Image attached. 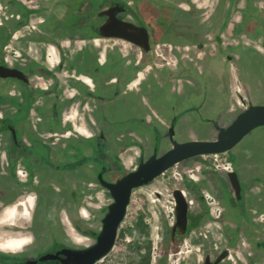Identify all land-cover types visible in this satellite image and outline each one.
<instances>
[{
	"label": "rangeland",
	"instance_id": "obj_1",
	"mask_svg": "<svg viewBox=\"0 0 264 264\" xmlns=\"http://www.w3.org/2000/svg\"><path fill=\"white\" fill-rule=\"evenodd\" d=\"M195 1L204 6L205 12L200 13L204 14L205 18L213 11L216 13L221 3V0ZM41 2L42 0L40 4ZM33 3L37 4L36 1ZM4 11L0 7L1 20H3ZM46 11L41 9L37 16L32 17V21L19 26L15 38L10 37L6 40L9 54H17L19 55L17 58L21 59H32L39 58V54H45L49 44L58 45L61 51H67L70 48L66 45V39L69 37L61 36L59 31L53 32L50 24L39 23L48 15ZM62 11L59 12V7L54 9L56 14ZM254 11L252 6L242 9L243 20L239 27L235 28L236 34L243 33L247 38L252 39V31L248 30L246 23L255 14ZM2 30L3 28L0 27V35ZM223 33L224 31L217 45L218 48L223 49L224 57L205 53L204 60L185 58L184 61L178 63L175 55L157 46L160 40H154V37L151 43L156 52L153 51L150 55L144 54L141 59L139 52L130 44L119 39H103L102 42H106L109 50L108 59L105 63L102 62L101 66L104 69L101 71L102 77L98 76L100 82L96 78L92 80L95 85V94L101 97L88 99L80 95L84 89L89 90L90 85L89 82L83 83L85 81L82 76L90 77L86 74L85 66L78 67L75 78H68L69 86L79 92L74 98H70L69 102L74 103L82 99L84 103L81 108L95 121L96 132L93 137L87 138L89 148L84 160L88 162L85 165L89 166L90 161H96L95 165L98 167L102 162L107 166V179L114 181L115 178L134 170L140 158H148L154 150L157 155H161L172 146L166 128L173 118L175 119L173 123L174 140L178 142L211 140L217 135L215 124L225 127L236 115L237 112L229 114L228 108L235 103L236 98L243 96L249 104H264V41L259 42V46L263 48L262 51H259L253 42L244 43L241 40L224 47ZM208 48L210 52L213 51L212 45ZM16 50H18L17 53ZM92 50L97 53L96 49ZM180 50L188 53L187 50ZM19 53H26L27 57L24 54L20 56ZM124 53L127 54L124 56ZM93 55L88 54L87 62L93 63L95 59ZM148 64L151 68L142 71L143 78L139 84L135 87L134 85L127 86V82L135 75L137 68L143 69ZM48 83L49 79L46 80V84ZM236 84L243 92H236ZM224 85L227 88L224 90L225 97L222 95ZM13 90L11 85H3L0 90V105L13 100ZM244 105L240 104L237 111H241ZM158 117L162 120L157 119ZM5 131L4 128H0V154L6 146ZM71 137L73 136L66 137L64 134H58L53 138L42 139V143H40L41 139L38 140L32 136L17 137L28 144L23 153L25 158L28 157L30 164L38 166L45 163L54 166L55 170L40 171L42 173L41 183L48 177L54 180L52 183H44L38 187L41 196L45 198L41 200L40 197L41 205L38 206L39 215L37 217L40 227L45 228L40 229V233L34 239L33 247L25 245L32 242L30 236H24L22 241L20 240L25 245L23 249H20L21 246L3 247L2 251L8 253V261L12 256L16 258L35 257L50 249L54 243L69 242L67 232H72L79 238L80 242L77 245H88L100 230V218L106 213L112 198L105 188L96 182H91V170L94 166L87 168L88 179L72 178L70 180L69 177L74 171L71 170L73 172L66 174L64 171L67 172V170L64 168H67V163L60 160L63 156L60 158L59 153H54L55 150H60L65 141L66 143L70 141ZM69 144L73 143L69 142ZM91 147L96 150L93 151ZM256 160L258 164H264V127L248 133L232 150L218 153L216 156L198 155L189 158L175 164L173 168L148 184L135 188L126 216L119 227V237L114 249L96 264H149V261L150 264H155L162 247V235L166 227V221L163 219H170V216L166 215V203H168L172 189L186 183L189 187L188 175H198L199 186L205 190V193H208L209 183L217 186L224 185L226 180L223 173L224 167L231 165L233 168L235 163L242 175L258 174L264 178V165L258 169L252 166ZM216 191L219 194L220 188ZM245 193L249 192L245 191ZM261 198L264 204V196ZM161 218L162 223L159 220ZM49 221L54 222L50 228ZM74 225L79 226L85 236L77 234L73 229ZM134 229H140L136 231L142 243L132 240L131 230ZM142 236L146 238L142 240ZM148 236L152 237L153 244L145 245L143 242H151ZM0 240L3 244L8 243L1 233ZM177 249L179 248H173L168 252H175ZM186 249L190 250L192 247L187 246L183 250ZM11 250L18 251H15V254ZM142 250L150 252L149 261H146L145 258L148 256L144 255ZM186 254L189 255L190 252L187 251Z\"/></svg>",
	"mask_w": 264,
	"mask_h": 264
},
{
	"label": "flooded vegetation",
	"instance_id": "obj_2",
	"mask_svg": "<svg viewBox=\"0 0 264 264\" xmlns=\"http://www.w3.org/2000/svg\"><path fill=\"white\" fill-rule=\"evenodd\" d=\"M34 1H36V5H34ZM220 2L219 10H217L216 13L213 11L210 13L211 15L208 14L207 18H205V15L202 14L205 12L204 6H202V8L198 7L194 0H42L41 4L40 0H0V7L5 10L3 13V20L0 19V27L4 30H2L0 35V64L9 68H17L21 70L27 78V82H24L14 77H0V90L3 88L4 84L11 85L14 89L12 91V94L14 95V98H12L13 100L4 104L1 103L0 105L4 107L3 109H1L2 107L0 108V128L6 130V146L2 152V156L6 157V160L4 158V160L0 161V208L10 205L13 202L18 203L15 200H22L24 202L25 213L27 214L26 219L17 224L8 223L0 225V233L4 240L8 241V243L2 245L4 248H9V246L17 248L21 246L20 249H23L25 245L27 247L34 246V239L40 233V229L42 230L45 228L44 226L40 227L39 218L37 217L39 215L38 206L41 205V200L45 198L44 196H41L42 194L38 187L41 184L52 183L54 181L51 177H48L44 182H40V176L42 175L40 171L45 169L55 170L54 166L51 164V166H49L41 162L40 165L35 166L34 164H30V161L27 159L28 157L25 158L23 152L26 147H28V144L25 141H20L17 137H26L29 136V134L24 132V129L20 127V124L19 127H17V122L25 116L28 117L30 113L26 108L25 110L21 107L19 103L20 98L24 96V98L36 100L37 93L35 92V94H31L29 90L30 86L34 85V81H36L38 76H42L46 80L49 79L46 89L39 93L43 97L47 95L49 96L50 112L53 116H57L59 114L57 106L61 99L64 98L62 92H60L58 88L60 85V78L57 75V72H60L63 69L69 72L73 68V64L70 63L64 55L65 51H61L58 45H55V47L59 51L60 59L52 69H48L41 63V61L44 62L46 59L45 54H39V58H17L19 55L9 54L8 43H6V40H9L10 37L15 38L19 26H24V24L32 21V17L35 15L37 16V14L41 12V9L47 10L46 12L48 15L42 18L39 23H44L45 25L50 24L51 30L53 32L59 31L61 36H67L70 39H74L80 34H85L86 36L84 38L96 37L112 39L104 38L99 34V28L102 23L112 15V18L116 22L120 21L118 23L123 25L125 28L124 30H129L136 36H138L136 33V26H143L146 28L150 43L149 52H145L137 46L119 39L136 49L139 52L140 59L144 54L150 55L153 51L156 52L151 43L154 37V40H160V42L157 43V46L160 49L163 47L164 51L167 50L175 55L178 63L179 61H183V57L193 60L194 58H197L201 52L209 54L210 49L208 47L211 43L213 41L217 44L220 42L222 31L226 28L230 19L231 10L235 6L236 1L221 0ZM263 5L261 6L262 8H257L255 14L252 16L253 21L255 22L252 29L253 38L255 35L264 31V25L262 27L259 24L264 17ZM55 7H59V12L63 11L56 14L54 12ZM213 10H215V8H213ZM201 11L202 13H200ZM260 13L263 15L262 18L260 17L261 20H258L259 17L256 15H259ZM262 34L261 38L264 40V32ZM69 38L66 40L68 41ZM179 48L187 50L188 53L181 52ZM15 52L17 53L18 50ZM215 52L216 55L222 57L225 56L223 49L218 48V45ZM19 54L20 56L23 54L25 56L27 55L26 53ZM126 54L127 53H124V56ZM108 55L109 50L103 63L107 61ZM228 58L230 59V57ZM20 59L22 61H20ZM101 65L102 63H98L94 70V73L96 72L100 76H102L101 71L104 69ZM78 67L80 66H77L76 70ZM150 67L151 65L148 64L145 65L143 69L137 68L135 75L127 82V86H137L139 81L143 78V76H141L142 71L150 69ZM223 80H225V77H223ZM66 83L69 85V79H67ZM94 88L95 86L93 89H84V92H81L80 95L98 98L96 97L97 94H95ZM223 88L222 95L225 97L224 90L227 88L225 85ZM80 89L82 90V87ZM235 90L237 93L243 92L238 84L235 85ZM67 101L69 102V99ZM232 104L228 107L229 114L237 113L231 122L240 112L246 109L249 105H252L249 104L243 96L236 98L235 103ZM240 104L245 105L244 108L238 112L237 110L239 109ZM224 105H226V103H224ZM66 110L69 111V108ZM157 119L162 120L160 117ZM174 120L175 119L173 118L169 126L166 128L167 134L171 124L174 123ZM218 126L219 125L216 123L215 130L217 133ZM260 127L264 126H259L254 129ZM70 136H73L70 138V141L67 143L65 141L60 150L58 149L54 151V153H59L61 156L60 158L63 156L60 160L67 163V168H64L67 172H64L67 174L74 171L69 179H88L89 174L87 168L90 169V167L94 166L93 169L91 168V182H96V184L100 185V174L103 179L108 180L107 166L102 162L98 167L95 165L96 161H90L88 163L89 166L85 165L86 162H88L84 160L87 157V150L89 148L87 137L77 135ZM53 137L54 135L52 138ZM35 139H41L40 143L43 141V138L41 137H36ZM69 142H72L73 144H69ZM38 146L43 148L41 145ZM91 148L93 151L96 150L93 147ZM232 148L230 150H232ZM154 153H156L155 150ZM260 158H262V155H260ZM141 160L145 159L140 158L139 162ZM257 161L258 160L254 161L252 166L258 169L264 164H258ZM174 166L175 165L170 168H173ZM230 171L236 173L240 182L241 188L238 196L228 177V172ZM223 173L226 177L224 185L217 186L216 184L209 183L207 186L208 193H205V190L199 186L198 175H188L190 178V180H188L190 182L189 187L187 186V183L183 186L176 187L181 190L187 203V222L184 232H180L179 227L174 226L176 215L175 200L172 191L175 188L172 189L169 199L167 200L168 203H166V215L170 216V219H163L166 221V227L162 235V247L155 264H264V204H262L263 199L261 198L264 196V178H261L258 174L242 175L237 169L236 163L233 168L231 165L224 167ZM116 179L117 178H115V180ZM218 188H220L219 194H217L216 191ZM245 191H248L249 193L247 194ZM259 193L261 194L258 195ZM48 198H50V196ZM128 206L129 204L126 207L125 216ZM160 215H162V213H160ZM103 216L100 218V223ZM159 220L162 223V218ZM52 223L54 222L49 221V228L52 227ZM73 229L80 236H85L84 231H81L79 226H75ZM100 230L95 234L94 240L90 244L82 246L77 245V243L80 242L78 237L73 235L72 232H67L68 239L70 240L69 242L64 241L63 243H54L50 249L35 257L16 258L15 256H12L10 261H8V253L2 251L3 247L1 246L0 264H24L27 260H36V264H44L46 262L51 264H61L60 259L65 257L64 254L60 253L62 249L80 250L86 248L95 242ZM136 230L140 231V229ZM136 230H131V235L133 237L132 240L142 243L139 240L140 237ZM24 236H30L32 242L24 245V243L20 242ZM118 237L119 228L110 251H112L115 246ZM141 238L143 240L146 237L142 236ZM148 238L151 239V242L146 241L143 243L145 245L150 243L153 244L152 237L148 236ZM8 239L12 240L9 241ZM0 244H3L1 240ZM187 246H191L192 249L183 250ZM173 248L179 249L175 252L171 251L172 253L168 252V250H172ZM11 251L16 254L15 251L18 250ZM187 251L190 252L189 255L186 254ZM47 253H58V256L57 258L40 260V257ZM142 253L148 256L145 259L146 261H149V258L151 257L150 252L147 253L142 250Z\"/></svg>",
	"mask_w": 264,
	"mask_h": 264
},
{
	"label": "water",
	"instance_id": "obj_3",
	"mask_svg": "<svg viewBox=\"0 0 264 264\" xmlns=\"http://www.w3.org/2000/svg\"><path fill=\"white\" fill-rule=\"evenodd\" d=\"M120 22V21H118ZM116 22L110 15L99 28L100 36L104 38H118L127 41L139 49L149 52L150 43L148 32L143 26H136L138 36L132 34L121 23ZM85 34H80L84 38ZM0 77H14L27 82L25 74L17 68H9L0 64ZM264 126V104H252L240 112L235 119L225 128L217 127V137L212 140H188L178 142L173 139L174 129L171 124L168 136L171 148L156 155L153 153L147 159L141 160L134 170H131L115 181H108L99 175V183L110 194L112 202L107 207V212L101 220V230L95 242L80 250L62 249L60 253L65 257L61 258V264H94L104 257L112 248L117 230L125 216L126 207L129 204L132 190L146 185L161 175L168 168L185 159L198 155L223 153L234 147L252 129ZM229 180L235 189L237 196L240 192V182L234 171L228 172ZM175 200V227L180 232L185 231L187 222V203L181 190L178 188L172 191ZM58 253H47L40 257V260L57 258ZM36 260H27L24 264H36Z\"/></svg>",
	"mask_w": 264,
	"mask_h": 264
},
{
	"label": "crops",
	"instance_id": "obj_4",
	"mask_svg": "<svg viewBox=\"0 0 264 264\" xmlns=\"http://www.w3.org/2000/svg\"><path fill=\"white\" fill-rule=\"evenodd\" d=\"M194 2L198 7H202L201 3H197L195 0ZM262 2L264 3V0H236L235 6L231 10L230 19L223 33V37L225 38V41L223 42L224 47H227L231 44H236L239 40H241L244 43L253 42L259 51L263 50V48L259 46V42L264 41L261 38V36L263 35L262 31V33L255 35V37H252V39L247 38V36L243 33L236 34L234 31L235 28L239 27V24L242 23V9L252 6L254 10H257V8H262ZM255 12L256 11H254V13ZM259 15L257 14L256 16L259 17L258 20H261L263 14L260 13ZM254 24L255 22L253 21V17L248 19L246 23V25L248 26V30L252 31ZM259 24L263 27L264 17L263 20L259 22ZM102 41H104L102 38H80L79 36L74 39L69 38V40L66 41V45L70 48L64 52V55L66 59L73 64V68L69 72H67L65 69L57 72V75L60 78V85L58 88L59 91L62 92L64 97L63 99H61L57 106L59 114L57 116H53L50 112L49 96L47 95L43 97L40 95L39 92L45 90L47 84L45 78H43L42 76H38V78H36V81H34V85H31L29 88L31 94H35V92L37 93V99H27L24 98V96L20 98L19 103L21 107L23 109L26 108L30 114L28 117L25 116L18 120L17 127H19L20 124V127L24 129V132L29 134V136L41 137L43 139L52 138L53 135L57 136L58 134H64L66 137H69L70 135H77L91 138L94 136V133L96 132V128H94L95 121H93L92 118L81 108L84 101H82V99L76 100L74 101V103L67 101L70 98H74V96L78 94V91L70 87L66 83V81L68 78L76 77L75 72L77 66H85L87 68L86 74L90 77L82 76L83 80L85 81L83 83L86 84V82H89V89H93V87L95 86L92 83L93 78H96L98 82L100 81L98 78V76L100 75L96 72L94 73V70L97 67L96 65L98 63H102L108 54V48L105 44L106 42ZM211 45L213 46V51L209 52V55H215V51L217 50V43L213 41ZM89 46L92 47L90 48ZM47 48L45 53L46 59H43L44 62L41 61V63L42 65H44V67L52 69L53 66L56 65L57 61H59L60 54L56 47L53 45L49 44ZM92 49H96L97 53H94ZM86 52H89L92 55L94 54L93 57L95 59L93 63L87 62V60L89 59V53ZM204 56L205 54L201 52L199 53L197 59L204 60ZM182 59L184 61L185 57H183ZM129 87H131V85ZM100 96L101 95H97L96 97L99 98ZM82 97L93 99V97L84 95H82ZM67 108H69V111L66 110ZM4 158L6 160V157L0 154V161L4 160ZM15 201H17L18 203L13 202L10 205H6L3 208H0V225L8 223L17 224L26 219L27 214L24 210V202L22 200ZM2 245L4 244H0V247Z\"/></svg>",
	"mask_w": 264,
	"mask_h": 264
},
{
	"label": "built area",
	"instance_id": "obj_5",
	"mask_svg": "<svg viewBox=\"0 0 264 264\" xmlns=\"http://www.w3.org/2000/svg\"><path fill=\"white\" fill-rule=\"evenodd\" d=\"M218 153H215V154H205V155H202V156H216Z\"/></svg>",
	"mask_w": 264,
	"mask_h": 264
},
{
	"label": "bare ground",
	"instance_id": "obj_6",
	"mask_svg": "<svg viewBox=\"0 0 264 264\" xmlns=\"http://www.w3.org/2000/svg\"><path fill=\"white\" fill-rule=\"evenodd\" d=\"M113 249H114V247H113ZM113 249H112V250H113Z\"/></svg>",
	"mask_w": 264,
	"mask_h": 264
}]
</instances>
